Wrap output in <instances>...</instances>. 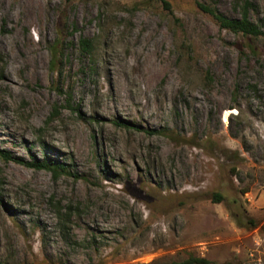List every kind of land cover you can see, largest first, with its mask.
Returning <instances> with one entry per match:
<instances>
[{"label": "rangeland", "instance_id": "374dc122", "mask_svg": "<svg viewBox=\"0 0 264 264\" xmlns=\"http://www.w3.org/2000/svg\"><path fill=\"white\" fill-rule=\"evenodd\" d=\"M165 1L0 0V150L68 170L0 157V264H264V36Z\"/></svg>", "mask_w": 264, "mask_h": 264}, {"label": "trees", "instance_id": "16d2710c", "mask_svg": "<svg viewBox=\"0 0 264 264\" xmlns=\"http://www.w3.org/2000/svg\"><path fill=\"white\" fill-rule=\"evenodd\" d=\"M161 1H163L166 6H169L165 0ZM197 5L200 9L212 15L223 29H227L233 33L242 34L255 39H259L260 37L264 36V30H262V26L258 23H255L251 18L250 10L253 7V4L250 2V0H244L240 9L241 15L240 17L236 18H229L220 13L216 8L204 5L200 2H197ZM79 50L82 56L93 57V40L85 37L81 38L79 40ZM0 157L5 161H14L15 163L26 165L37 170H49L53 172L55 176H58L60 173H67L68 171L64 164H60L57 161L51 159H44L42 161L34 160L29 162L21 159L20 157L11 156L6 150H0ZM180 264H209V262L205 258L191 256Z\"/></svg>", "mask_w": 264, "mask_h": 264}]
</instances>
